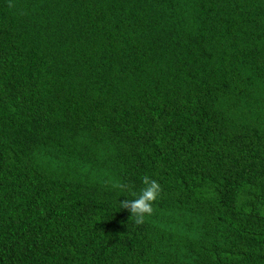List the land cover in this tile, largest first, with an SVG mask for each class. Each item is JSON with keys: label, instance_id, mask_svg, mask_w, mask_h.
I'll return each instance as SVG.
<instances>
[{"label": "trees", "instance_id": "obj_1", "mask_svg": "<svg viewBox=\"0 0 264 264\" xmlns=\"http://www.w3.org/2000/svg\"><path fill=\"white\" fill-rule=\"evenodd\" d=\"M0 264H264V0H0Z\"/></svg>", "mask_w": 264, "mask_h": 264}, {"label": "clouds", "instance_id": "obj_2", "mask_svg": "<svg viewBox=\"0 0 264 264\" xmlns=\"http://www.w3.org/2000/svg\"><path fill=\"white\" fill-rule=\"evenodd\" d=\"M143 184L144 187L135 198L120 202L122 207L129 208L138 219H143L152 213L153 202L157 200L161 192V186L155 179L145 176Z\"/></svg>", "mask_w": 264, "mask_h": 264}]
</instances>
